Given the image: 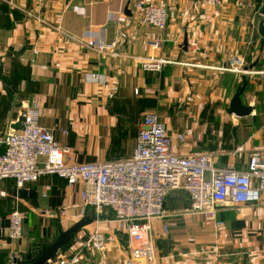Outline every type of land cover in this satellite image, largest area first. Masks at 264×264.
I'll list each match as a JSON object with an SVG mask.
<instances>
[{"label":"crops","instance_id":"0c3cea01","mask_svg":"<svg viewBox=\"0 0 264 264\" xmlns=\"http://www.w3.org/2000/svg\"><path fill=\"white\" fill-rule=\"evenodd\" d=\"M137 1L128 5L130 16L124 14L127 0H47L43 5L0 1V155L5 132L19 119L22 104L33 99L38 124L69 149L77 164L129 158L135 136L126 140V135L136 133L148 112L157 113L170 134L184 136L183 143L173 145L179 155L208 153L215 167L222 169L233 160L239 171L245 170L251 153L264 158V39L257 31L259 22L244 65L248 73L219 70L240 53L264 0H223L216 8L202 0H144L167 10L163 32L140 23ZM101 31L114 44V55L83 45L84 36ZM158 36L165 42L153 50L147 43ZM184 37L186 51L180 48ZM149 56L168 63L159 72L144 71L140 59ZM236 86H244L240 99L251 109L244 117L229 112ZM83 188L51 175L21 188L12 180L0 181L5 264L12 256L28 254L35 244L53 241L59 227L66 230L84 216L94 217L81 206ZM181 194L188 199L180 190L165 202L161 222L169 226L167 237L162 223L152 221L155 264H264V191L257 203L217 209L220 227L191 214L190 203L179 205ZM12 209L24 215L18 241L7 236ZM95 230L111 237L102 252L83 247ZM60 256H76L75 264H127L126 237L112 218L94 219Z\"/></svg>","mask_w":264,"mask_h":264},{"label":"built area","instance_id":"2783aa9c","mask_svg":"<svg viewBox=\"0 0 264 264\" xmlns=\"http://www.w3.org/2000/svg\"><path fill=\"white\" fill-rule=\"evenodd\" d=\"M46 1L34 0L37 5ZM202 1L213 8L223 2ZM135 8L142 25L159 32L165 30V7L138 0ZM257 15L261 17L259 12ZM250 26L251 33L243 41L240 53L219 70L248 73L244 65L254 43V19ZM83 38L86 48L99 54H115L114 44L105 41L103 31ZM164 42L165 39L158 36L147 44L157 50ZM167 63L149 56L140 59L139 64L144 71L159 72ZM38 118L35 100L22 104L18 128L9 127L1 140L4 151L0 155V181L13 180L16 187L21 188L51 175L68 185L82 183L81 206L90 208L97 221L105 210L111 211L117 231L126 237L127 264H155L152 221L161 222L165 218V202L172 192L183 190L189 198L190 213L202 215L220 227L222 223L216 221L218 208L257 203L264 191V158L260 152L251 153L242 171L234 168L233 160L222 169L215 167L208 153L179 155L174 152L173 145L183 143L184 136L170 134L155 112L143 115L129 158L87 164L73 162L69 149L62 146L51 131L41 127ZM23 220L24 215L17 210L9 214L7 236L10 240L18 241L23 237ZM160 229L165 235L169 233L167 223H162ZM110 241V236L95 230L86 238L83 247L102 252ZM60 255L50 264L78 262L76 256L63 258ZM17 259L22 261V256Z\"/></svg>","mask_w":264,"mask_h":264},{"label":"water","instance_id":"95a60500","mask_svg":"<svg viewBox=\"0 0 264 264\" xmlns=\"http://www.w3.org/2000/svg\"><path fill=\"white\" fill-rule=\"evenodd\" d=\"M134 0H127V5L124 9V14L126 16H130L131 13L128 10V5L130 2ZM260 16L264 18V3L260 7ZM258 34L261 38L264 39V19H261L258 23L257 27ZM187 38L184 37L183 43L180 45L182 51H186L187 49ZM244 91V86H242L231 98L229 103V112L230 114H234L237 117L247 116L251 109L242 104L241 95ZM19 125V119L14 125H12L13 129H17ZM95 217L92 216H84L80 220L76 221L72 226H70L66 230H62L60 227L58 228L57 237L49 242L44 244L34 245L33 249L30 250L28 255L25 258V261L22 263L20 260L13 258L11 264H50L58 254H61L62 248L83 228L90 225Z\"/></svg>","mask_w":264,"mask_h":264},{"label":"trees","instance_id":"16d2710c","mask_svg":"<svg viewBox=\"0 0 264 264\" xmlns=\"http://www.w3.org/2000/svg\"><path fill=\"white\" fill-rule=\"evenodd\" d=\"M263 41V40H262ZM249 62V61H248ZM238 89H240V87L238 88ZM137 131H138V129H137ZM137 131H136V133H131L130 135H126V140L128 139V137H133V136H135V139H136V135H137ZM124 151V150H123ZM133 152V151H132ZM132 154V153H131ZM131 156V155H130ZM110 160H123V159H120V158H112V159H110ZM110 160H107V161H110ZM13 181V180H12ZM14 182V181H13ZM178 191H180V190H178ZM177 191V192H178ZM181 192H184L183 190H181ZM173 193H176V191H174V192H172L171 194H173ZM189 198L187 199L186 198V204H188V206H189ZM166 204V203H165ZM220 208H222V207H220ZM220 208H218V209H220ZM14 210L12 209L10 212H9V214L11 213V212H13ZM8 214V215H9ZM106 218H113V215H112V213H110V211L109 210H107L106 212H104V214H102L101 216H100V219H106ZM57 237V236H56ZM55 239V238H54ZM74 239V237L62 248V251L63 250H65L68 246H69V244L72 242V240ZM38 242H40V239L38 240ZM40 244H44V242H40ZM35 245H38V244H35ZM156 243H154V247L156 248ZM6 253L5 252H3V251H0V264H5V257H6ZM28 254H26V255H23L22 256V263L25 261V258H26V256H27Z\"/></svg>","mask_w":264,"mask_h":264},{"label":"rangeland","instance_id":"374dc122","mask_svg":"<svg viewBox=\"0 0 264 264\" xmlns=\"http://www.w3.org/2000/svg\"><path fill=\"white\" fill-rule=\"evenodd\" d=\"M259 19V20H258ZM261 19H264L262 16L261 17H259L258 15H257V13L255 14V16H254V20H255V22L257 23V22H259ZM256 26H257V24H256ZM246 65L248 64V61H247V59H246ZM240 86H236L235 87V89H234V92H236L237 90H238V88H239ZM181 198H182V201L180 200V203H179V205H182V206H186V198H185V195H183V194H181V196H180ZM180 198V199H181ZM168 207V206H167ZM107 210H105V212H106ZM9 216V215H8ZM57 236V235H56ZM163 236L164 237H167L168 236V234H163ZM13 257V256H12ZM10 258V260L7 262V264H11L12 263V260H13V258H18V257H20V256H17V257H13V258Z\"/></svg>","mask_w":264,"mask_h":264}]
</instances>
